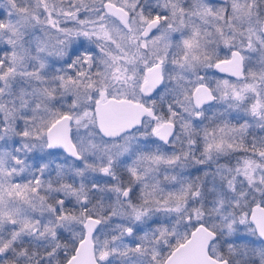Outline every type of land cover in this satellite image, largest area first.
Segmentation results:
<instances>
[{
  "label": "snow or ice",
  "instance_id": "1",
  "mask_svg": "<svg viewBox=\"0 0 264 264\" xmlns=\"http://www.w3.org/2000/svg\"><path fill=\"white\" fill-rule=\"evenodd\" d=\"M0 264H264V0H0Z\"/></svg>",
  "mask_w": 264,
  "mask_h": 264
}]
</instances>
